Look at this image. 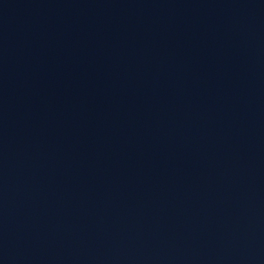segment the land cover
Segmentation results:
<instances>
[{
    "label": "water",
    "instance_id": "water-1",
    "mask_svg": "<svg viewBox=\"0 0 264 264\" xmlns=\"http://www.w3.org/2000/svg\"><path fill=\"white\" fill-rule=\"evenodd\" d=\"M0 264H264V0H0Z\"/></svg>",
    "mask_w": 264,
    "mask_h": 264
}]
</instances>
